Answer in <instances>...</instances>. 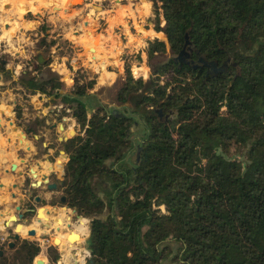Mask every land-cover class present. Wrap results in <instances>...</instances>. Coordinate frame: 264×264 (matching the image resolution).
Wrapping results in <instances>:
<instances>
[{
    "label": "trees",
    "instance_id": "obj_1",
    "mask_svg": "<svg viewBox=\"0 0 264 264\" xmlns=\"http://www.w3.org/2000/svg\"><path fill=\"white\" fill-rule=\"evenodd\" d=\"M153 1L165 20L156 32L166 34L175 55L191 48L193 58L230 59L229 66L207 74L172 56L154 66L148 82L129 71L118 100L133 97L145 110L133 163L122 161L133 146L131 118L99 106L88 119L82 98L96 81L75 82V97L64 100L84 134L64 143L66 192L70 206L92 217L90 264H161L171 241L179 243L173 259L181 264H264V0ZM166 50L165 40L149 42L150 58ZM18 82L31 94L61 96L52 76ZM147 105L174 110L173 118L165 122ZM97 176L111 179L105 198ZM106 209L105 219L95 217Z\"/></svg>",
    "mask_w": 264,
    "mask_h": 264
},
{
    "label": "rangeland",
    "instance_id": "obj_2",
    "mask_svg": "<svg viewBox=\"0 0 264 264\" xmlns=\"http://www.w3.org/2000/svg\"><path fill=\"white\" fill-rule=\"evenodd\" d=\"M132 1L134 3L128 8L125 6V3L127 2V0H125L123 5L124 8L121 9L122 11H120V15L118 17L108 16L109 14L105 12L101 13L107 15L106 19L110 28L112 29L116 27V32L123 37V41L118 43V46L111 54L113 59L110 60V58L106 56V53H104L103 60L106 62L105 64L102 63V58L93 59L94 55L90 52L91 47L89 46L90 43L93 42L95 35H92L94 26L84 25V20H91L90 15H87L89 10L86 11L87 13L84 10V14L75 19L76 22L79 21L81 24L79 25L80 29H77L81 34L78 35L76 32H73L72 30L70 31L69 27H67V31L64 25L60 26V23L57 25L51 22L48 23L45 21V18V20H40L41 18L36 16L37 12H40L43 15L44 12L42 11V7L45 6L48 8L49 6H52V2L47 3V5L40 3V5L37 8L35 7L33 10H25L23 9V5L22 8H20V3L23 2V0H7L5 3H10L9 8H5V3L1 4L0 2V59L3 61L2 62L0 60V74L2 76L0 81V100L2 104L6 103L5 106L0 107V117L4 114V119H0V128H3L4 125L11 126L13 123V127L18 126L21 129L24 127L29 116L31 119V122L28 123L29 126L32 128L35 127L37 130H46L50 125H53L52 121H55L57 118V122H65V129H60V132L53 133L50 138L56 145L60 143V146L58 147L61 150H65V148L63 149L61 147H63V144L66 141H60L58 137H65L69 140L78 134H84L81 124L73 115L75 109L70 106L69 102L68 104L64 102L62 103L60 102L62 100L52 99L51 96L46 94L47 99L45 101L41 99L36 101L35 105L38 109H35V105L32 102V94L18 82L23 76L36 75L39 80L48 79L51 76L55 77L60 83V92L65 89V91L71 94L75 91V82L86 84L92 79H95V86L93 88H89L87 90V95L82 98L85 100V98L90 94V91H94L93 96L87 97L86 99L90 107L93 108L87 111L88 119L95 113L99 106H102L104 108L103 111L107 114L113 112V110H122V107L125 105L129 108H136L133 97L125 103H121L118 100L119 91L126 82L129 71L134 81L140 79L144 82H148L155 65L165 61L169 57H177L178 55H175L172 52L166 34L163 31H157L158 33L156 32L158 22L160 26H164L165 24L163 11L159 8L161 3L158 2V5H155V1L153 0ZM43 2L46 3V1ZM108 3L109 2H105L103 0H86L85 3L80 6H86V9L91 7L92 10H90V12H92L93 15H96L98 14L96 6L102 5L108 8L110 7V3L109 5ZM25 15H27V18ZM62 15L70 16V14L65 12H62ZM6 18H9L11 23L2 26L3 21ZM28 20L31 21L30 23H32V27L30 25L29 27H27L28 25L25 26ZM37 20L41 22L38 24ZM105 21V19H102L100 28L103 27V23ZM7 25H9V27H7ZM11 27L14 29V34L13 40L9 42L7 38L2 36V34L4 33V29ZM41 27H44V30H42ZM66 34L67 36L64 37ZM147 35H150L152 39H148ZM155 38L165 40L167 43V50L163 53H156L154 57L150 58L148 54L149 42L153 41ZM110 39H113V42L117 43L112 36H110ZM52 41H54V43H52ZM37 52H42L47 58L44 65L39 64L35 60L34 55ZM82 53L86 54V57L82 56ZM86 60L89 62H87L86 65H83ZM60 61L64 62L66 67L72 71L73 81L69 80V73L65 74V79L68 80L67 82L69 84H71L69 89L64 80H60L62 75L55 69V64L60 63ZM2 67H4V70H2ZM108 71L114 72L113 77H111L112 74L107 73ZM102 77H105V80L102 79ZM61 81L64 83H61ZM12 95H17L15 99L19 101V103H16L15 106L8 104L14 100L12 97L8 98ZM7 105L12 108L11 111L13 112V116L9 117L7 115L8 113L6 112H8V110L5 111ZM39 109L41 116H36L34 121L32 118L33 113L35 110L38 111ZM43 109L46 111L45 113H43ZM58 113H60V116H55ZM119 113L120 112L117 114ZM137 113L135 121L131 119L129 127V133L131 132V134H129L128 138L132 140L133 146L131 149H124L126 155L122 160L123 162L130 160L132 161L131 163H133V160H135V157L137 156L136 146L139 145L140 140H142L143 137V134L141 133L143 130L141 122L144 110L140 109ZM66 115L72 116L76 122L72 129H69L67 125L69 119L66 118V121L63 120ZM62 116L63 119L61 118ZM75 126H77V128ZM6 143L9 144L8 141H6ZM236 152L237 151L235 149H232L230 155L236 157L237 159L245 160L243 153ZM67 155L69 154L66 151L60 160H63V158L66 159ZM63 163L65 168L67 160L63 161ZM107 163L110 166L120 167L119 163H116L115 160H109ZM57 169L63 168L60 167ZM110 181L111 179L109 177L102 176H97L94 179L96 191L104 198L106 195V187H109L108 183ZM162 209H164V207H162ZM46 210L47 207H44L41 210L40 214L44 213L45 215L41 214L40 217L43 220L49 221L53 214L50 215L46 212ZM108 214L109 210L106 209L104 213L97 215V217L105 219ZM81 215L79 224L74 222L75 229L71 230L72 232L69 230L65 233V237H67L65 240L70 239L72 240V243L74 241H82L85 243V241L89 238L92 217L83 214ZM57 217L58 216L53 219H56ZM80 226H82L83 229H81ZM61 235L62 234L59 236V242L63 240ZM169 244V256H166L162 260L161 264H181L173 259L178 252L179 243L171 241Z\"/></svg>",
    "mask_w": 264,
    "mask_h": 264
},
{
    "label": "crops",
    "instance_id": "obj_3",
    "mask_svg": "<svg viewBox=\"0 0 264 264\" xmlns=\"http://www.w3.org/2000/svg\"><path fill=\"white\" fill-rule=\"evenodd\" d=\"M7 0H0L1 4H4ZM43 1H46V3H44ZM56 1V2H55ZM54 3L52 2V6H49L48 8L45 7V12L43 14V17L40 20H45L48 23H54V24H59L60 26L64 25L65 28L68 31V28L70 29V31L72 30L73 32L78 31L77 29H80V22L79 21H75V19L77 17H80L81 15L84 14V10L85 12L88 11L87 15H90L92 26L94 30H98V34L95 35V37L93 38V42L90 43L89 47H93L95 49V52L92 53L93 59H98V58H102V63L105 64L106 62L103 60V56L104 53H106V56L111 59H113V57L111 56V54L113 53L114 49L118 46V43L120 41H123V37L120 36L117 32H116V27L114 28H110L109 23L107 21V15L105 14H101L102 12L104 13H108V16H113V17H118L120 15V11H122L121 9H123V5L125 3V0H120L119 3H116V0H103L105 2H109L108 5L110 7H104L102 5H97V12L98 14L93 15L92 12H90L91 7L88 9H86V6H77L74 7V9L71 12H65L64 9L54 12L53 11V4L54 5H59L63 8H66L69 6V3L71 0H55ZM40 3H43L45 5H47V3H51V1L49 0H23V2L20 3V8H22V5L24 6L23 9L26 10V6H28L29 10H33L35 9V7L37 8ZM134 2L132 0H127V2L125 3V6L129 8V6L131 4H133ZM99 6H102V10H100ZM133 8V7H132ZM22 9V10H23ZM62 12L68 13L70 14V16L68 15H62ZM87 13V12H86ZM45 18V19H44ZM102 19H105L106 21L103 23V27L100 28L101 26V22ZM31 21L28 20L27 24H25V26L29 27V25L32 27V23H30ZM39 20H37V23L39 24ZM11 23V21L9 20V18L4 19L2 26H5L6 24ZM13 27L11 28H7L4 29V33L2 34L3 37L7 38V40L9 42H11L13 40ZM66 31V33H67ZM81 34V33H80ZM79 34V35H80ZM12 36V37H11ZM66 35H64V37H66ZM110 36H112L117 43L113 42V39H110ZM114 43V44H113ZM117 44V45H116ZM105 59V58H104ZM87 62H89L88 60H86V62L83 63V65H86ZM55 69L57 70V72H59V74L62 75V77H60V80H64V82L67 84V87L69 89V87L71 86V84H69L65 79V74L69 73V80L73 81L72 79V71H70V69H68L65 65L64 62L57 63L55 64ZM64 71V72H63ZM108 74H112L111 77H113V71H108ZM61 81V83H64ZM19 85V83H18ZM21 87V85H19ZM61 96L59 97L58 100H62L60 102H66L65 97L68 98H73L75 97L73 94L63 90H61ZM30 94V93H29ZM94 91H90V94L87 97H91L93 96ZM5 95V94H4ZM19 95V94H17ZM17 95H12L9 96L8 98H14L13 102H9L8 104L15 106L16 103H19V101L17 99H15V97ZM33 97V104L35 105L36 101L38 100H43L45 101L47 99V96L45 93H41L38 92L36 94H32ZM38 97V98H36ZM87 97L85 98V101L87 99ZM49 98V97H48ZM84 100V99H83ZM68 103V102H67ZM0 107L5 106L6 103L1 102L0 100ZM38 104V103H37ZM9 107H6L5 111L8 110ZM35 109H38L37 106H34ZM27 109V108H26ZM93 108H90V110ZM71 111V110H70ZM7 113V112H6ZM5 113V115H6ZM55 113V112H54ZM36 116H41L40 115V109L38 111L35 110V112L33 113V120L35 121ZM55 116H60V113L56 114ZM63 119V116L61 117ZM69 119L67 125L69 129H72L75 125V120L72 116L70 115H66L64 116V119ZM57 119V118H56ZM52 121L53 124H57L56 126L58 127L59 131H60V121ZM30 117L28 116V120L25 122V125L23 128H21L27 135V140L30 142L32 148L29 151L27 149V147L25 146V143H21L20 141V137H17V132H14L13 129V123L11 126L8 125H4V129L0 128V237H4L6 238L8 234L12 233L15 231L16 229V224H12L10 223V226L7 228L6 227V223L7 221L10 220V215L7 213L8 211L13 213V215H15L17 213L16 208L17 205L20 204L21 202L24 203L22 204V208L27 207L26 203H27V198L25 196V187L24 185V178H26V172L27 175L29 174V169L30 168H34L35 170H38L39 174H41L42 172H48V168L49 166L52 164L50 162V159H47L45 157H47L46 155L43 156H37L35 157V153L37 151H42L43 148L46 146L49 137H50V131H46V130H41V129H36L35 127L32 128L31 126L28 125L30 121ZM55 122V123H54ZM40 135L42 137L38 147H35L37 142V139H35V136ZM7 137H11L12 141L8 142L9 144L6 143L7 141ZM44 137V138H43ZM59 138V137H58ZM68 141V140H67ZM7 144V145H6ZM59 146V145H58ZM61 148H65L64 144L63 147ZM66 150V148H65ZM67 151V150H66ZM51 156H55V160L56 162L53 163L55 165V169L57 170V168H60L62 166V161H66L68 162L69 160V155H67L66 159L63 158V160H60V158H62V156L60 155V152H56L57 155L54 153V149L50 148L49 152H48ZM68 153V152H67ZM59 157V158H57ZM59 160V161H58ZM13 163H17L18 167L16 169V171H12L11 170V166ZM38 163H40V166L38 167ZM59 164V165H58ZM59 166V167H58ZM24 172L23 175H21L20 173ZM4 184V185H2ZM17 184H20V187H16ZM14 193H16V196L13 197ZM50 215L53 214V212L50 210ZM54 215V214H53ZM23 224L22 229L20 230V234L22 237H26V233L28 232L29 228H31L32 226H37V222H34L31 225H26L25 223L21 222ZM67 229V228H66ZM65 231V230H64ZM5 240V239H3ZM8 241V240H6ZM75 242V241H74Z\"/></svg>",
    "mask_w": 264,
    "mask_h": 264
},
{
    "label": "flooded vegetation",
    "instance_id": "obj_4",
    "mask_svg": "<svg viewBox=\"0 0 264 264\" xmlns=\"http://www.w3.org/2000/svg\"><path fill=\"white\" fill-rule=\"evenodd\" d=\"M192 55L193 50L191 48H187V50L183 52L182 60L178 59L177 61H179L180 65L185 63L194 67V65L197 64L199 57L193 58ZM197 68L201 70L206 68V73L209 70V73L218 74L212 67L209 68L207 66H199ZM130 98L131 97L129 96L126 102H128ZM146 109L151 111L153 114L159 115L157 112L159 108L157 106L147 105ZM138 110H140L139 107L129 108L127 105H125L122 107V110L120 109L118 112H120L119 114H123L122 117H128L135 121ZM173 115L174 110H169L166 113L163 112L162 116L159 115V118L167 122L169 119L173 118ZM50 126L48 129H46V131H50V136L53 133L60 132L56 125H54L52 128H50ZM129 134H131V132L128 133V135ZM38 136V143H36L35 147H38L42 139L40 135ZM58 145L60 146V143L56 145L55 142H52L51 138L49 137L46 146L42 151H37L35 153V157L47 154V157L45 158L50 159V162L53 164L55 161V156H51L48 152L50 148H53L54 153L57 155V153L61 150ZM28 172V175L26 172V185L24 190L26 198L29 199V202L26 203V206L34 210L26 212L24 214V220L21 222L25 223L26 225H31L34 222H37L38 227L32 226L29 228L28 231L34 230V234H29L27 232L26 237H21L20 239L14 241L13 246H11V241H0V264L93 263L92 252L89 248V238L85 241V243L82 241H75L72 243V240H65L67 237L63 238L61 235L63 240L57 242L59 241L60 234H65L69 230L71 231L75 229L74 222L79 224L80 216H82L77 207L70 206L68 194L66 192L67 181L65 168L57 169L54 174L50 175L51 183L56 185V189L54 190H49L47 186H44L43 181L41 182V185L33 186L32 184L38 180L33 179L30 170ZM37 198H39L38 201H36ZM42 207H47L46 212L50 213L51 210L54 215H52V218L49 221H45L40 218L42 220V223H40L37 220V213ZM56 216L58 217L53 219ZM64 228L67 229L64 231Z\"/></svg>",
    "mask_w": 264,
    "mask_h": 264
},
{
    "label": "water",
    "instance_id": "obj_5",
    "mask_svg": "<svg viewBox=\"0 0 264 264\" xmlns=\"http://www.w3.org/2000/svg\"><path fill=\"white\" fill-rule=\"evenodd\" d=\"M49 1L54 2L55 0H49ZM85 1L86 0H79V1L71 0L70 1V5L68 7H66V8H63V7L59 6V5H54L53 4V11L54 12H57V11H60V10L64 9L65 12H71L74 9V7L80 6L81 4L85 3ZM119 2H120V0H116V3H119ZM4 6H5V8H9L10 7V3H5ZM28 8L29 7L26 6V9H28ZM99 8H100V10H102L103 7L102 6H99ZM42 11L45 12V7H42ZM36 16L42 18L43 15H42V13L37 12L36 13ZM25 17L27 18V15H25ZM84 25H86V26H92V23H91V21L84 20ZM7 27H9V25H7ZM76 33L79 35L80 34V31H76ZM96 34H98V30H93L92 31V35H96ZM147 37H148V39H152V37L150 35H147ZM184 51L185 50H183L181 53H179V55L176 57V61L178 59L182 60V55H183V52ZM90 52L94 53L95 52V49L93 47H91L90 48ZM81 55L84 56V57H86V54H83L82 53ZM34 58H35V60L39 64H42V65H44L46 63V61H47V58L44 56V54L42 52H37L34 55ZM229 60L230 59H228L226 62H224L222 65L219 66L218 61H216V60H209L206 57V55L202 54V55L199 56V58L197 60V64L194 65V68H197L199 66H207L209 68L212 67L216 73H222V72H225L227 70V68L229 66V64H228V61ZM234 65L236 66L237 63H234ZM207 74H209V70H208ZM1 78H2V76L0 74V81H1ZM7 107H9L8 108V112H7L8 113L7 115L9 117L10 116H13V112L11 111L12 108L9 105H7ZM45 112L46 111L43 109V113H45ZM157 112H158V114L160 116H162L163 110L161 108H159L157 110ZM113 113H115L119 117H122L123 116V114H117L118 113L117 110H113ZM0 119H4V114L1 115ZM63 120L66 121V119H63ZM64 123H61L60 124V129L61 130H64L65 129ZM54 125H57V124L51 125L50 128H52ZM75 127L77 128V126H75ZM13 128H14L15 131H18L17 132V136L21 138L20 139L21 143L22 142L25 143V146L30 151L31 148H32V146H31L30 142L27 140L26 133L22 129H20L18 126H14ZM3 130H5L4 127H3ZM38 138H39L38 135L35 136V139H38ZM6 139H7L8 142H11L12 141V138L11 137H7ZM58 139H60V141H67L68 140V138L61 137V136ZM141 149H142L141 146H139L138 153H137V158L138 159L140 158V151H141ZM65 153H66L65 150H60V155L61 156L64 155ZM39 166H40V163H38V167ZM17 167H18L17 163H13L12 166H11V170L12 171H16ZM61 167L64 168L63 161H62V166ZM29 170H30V173L32 174L33 179L38 180L37 182H34L32 184L33 186L41 185V182L43 181L44 186H47V188L49 190L56 189V185L54 183H51V181H50V175L54 174L55 171H56L54 164H51L49 166L48 172H42L41 174H39L38 173V170H35L34 168H30ZM20 174L23 175L24 172H21ZM62 176H63V173H62ZM23 180H24V185L23 186L25 187V185H26V178H24ZM2 185H4V184H2ZM16 187H20V184H17ZM15 196H16V193H14L13 197H15ZM38 200H39V198H37L36 201H38ZM28 202H29V199L27 198V203ZM21 203L23 204L24 203V200ZM21 203L17 205V208H16L17 213L15 215H13V213H11L9 211L7 212L10 215V220L7 221L6 227L8 228L10 226V223L16 224L15 231L12 232V233H10V234H8L6 238L0 237V241H2L3 239L8 240V241H11V246L14 245V243H13L14 241H16V240H18V239H20L22 237L21 234H20V230L22 229V226H23V224L21 223V221L24 220V214L26 212H28V211H33L34 210V209H30L28 207L22 208V204ZM42 208H40L38 210V213H37L38 214L37 220L40 223H42V220L40 219L41 218L40 217V212H41ZM95 217L96 218H99L97 216H95ZM45 221H48V220H45ZM47 225H49V224H47ZM64 230H66V228H64ZM34 232H35L34 230L28 231L29 234H34Z\"/></svg>",
    "mask_w": 264,
    "mask_h": 264
},
{
    "label": "bare ground",
    "instance_id": "obj_6",
    "mask_svg": "<svg viewBox=\"0 0 264 264\" xmlns=\"http://www.w3.org/2000/svg\"><path fill=\"white\" fill-rule=\"evenodd\" d=\"M74 1H79V0H74ZM104 75H105V74H104ZM102 79L105 80V77H104V78L102 77ZM42 209H43V208H42ZM41 214H44V213H41ZM41 214H40V215H41ZM44 215H45V214H44ZM82 225H83V224H82ZM45 227H46V226H45ZM80 228L83 229L82 226H80ZM80 228H79V229H80ZM85 228H86V227H85ZM40 230H41V229H40ZM71 232H72V231H71ZM62 237L65 238V234H62ZM57 242H59V241H57Z\"/></svg>",
    "mask_w": 264,
    "mask_h": 264
}]
</instances>
